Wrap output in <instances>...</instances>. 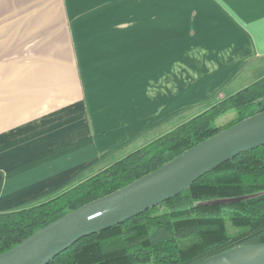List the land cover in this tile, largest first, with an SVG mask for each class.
<instances>
[{"label":"crops","instance_id":"obj_1","mask_svg":"<svg viewBox=\"0 0 264 264\" xmlns=\"http://www.w3.org/2000/svg\"><path fill=\"white\" fill-rule=\"evenodd\" d=\"M261 66L264 0H0V212L93 175Z\"/></svg>","mask_w":264,"mask_h":264},{"label":"trees","instance_id":"obj_2","mask_svg":"<svg viewBox=\"0 0 264 264\" xmlns=\"http://www.w3.org/2000/svg\"><path fill=\"white\" fill-rule=\"evenodd\" d=\"M86 178L37 203L0 212V253L40 227L109 194L217 132L264 110V72ZM234 113L225 125L218 119ZM264 242V143L197 178L177 195L82 237L47 264H193Z\"/></svg>","mask_w":264,"mask_h":264},{"label":"water","instance_id":"obj_3","mask_svg":"<svg viewBox=\"0 0 264 264\" xmlns=\"http://www.w3.org/2000/svg\"><path fill=\"white\" fill-rule=\"evenodd\" d=\"M264 143V110L202 140L129 184L40 227L0 253V264H47L82 237L124 222L185 190L239 153ZM260 249L244 264H264V242L235 246L193 264H226L237 250Z\"/></svg>","mask_w":264,"mask_h":264},{"label":"rangeland","instance_id":"obj_4","mask_svg":"<svg viewBox=\"0 0 264 264\" xmlns=\"http://www.w3.org/2000/svg\"><path fill=\"white\" fill-rule=\"evenodd\" d=\"M85 50H86L85 49V43H83L81 45V48H80V52H82V56H81L82 58L81 59H83V60H84V57L86 56L85 55ZM262 67H264V66H261L260 67L261 68V71L258 70V72H256V71L251 72V74L248 76V79H249L248 81H247V78H246V80H243V81H242V78H238L237 81L232 85V87H235L236 90H238L241 87H243V86L247 85L248 83H250L251 81H254L257 77H259L260 75H262V73L264 72V68H262ZM219 98H221V97H219ZM234 116H235L234 113H229V114H227V115L219 118L218 121H217V123H219L221 125H225Z\"/></svg>","mask_w":264,"mask_h":264},{"label":"bare ground","instance_id":"obj_5","mask_svg":"<svg viewBox=\"0 0 264 264\" xmlns=\"http://www.w3.org/2000/svg\"><path fill=\"white\" fill-rule=\"evenodd\" d=\"M260 249L237 250L231 256L225 259L226 264H244L247 260L254 258L260 253Z\"/></svg>","mask_w":264,"mask_h":264}]
</instances>
